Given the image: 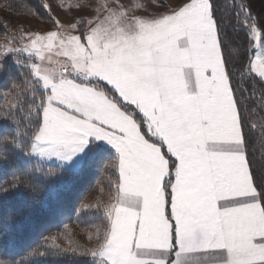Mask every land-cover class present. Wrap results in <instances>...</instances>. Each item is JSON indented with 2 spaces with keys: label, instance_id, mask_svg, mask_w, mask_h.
I'll return each mask as SVG.
<instances>
[{
  "label": "crops",
  "instance_id": "1",
  "mask_svg": "<svg viewBox=\"0 0 264 264\" xmlns=\"http://www.w3.org/2000/svg\"><path fill=\"white\" fill-rule=\"evenodd\" d=\"M212 35L209 41L182 33H177L175 39L164 38L158 48V70H152V56L148 51L142 59L130 57L127 61L128 96L125 99L142 112L150 133L165 143L176 160L171 198L175 187L174 194L181 196V206L186 207L183 213L192 214L196 219L187 222L184 228H178L179 223L174 224L173 215L166 214L172 224L164 221L163 212L167 211L164 182L170 173L169 160L161 147L147 140L137 123L126 114V123L120 125L117 137L120 139L116 143L126 140V155L133 162L131 169L138 173L134 175V186L143 187L139 195L142 204L149 210L151 201L155 198L161 201V222L155 223L153 214L147 215L146 210L138 206L128 204V207L118 208V205L113 211L108 235L117 249L121 246L122 251L158 252L166 261L164 264H207V259L211 264H233L237 261L231 256L233 244L253 242L251 238L242 239L238 235H255L258 230L263 233V209L259 195L256 198L253 193L256 189L245 155L238 109L218 37L214 31ZM62 110L61 115L65 118L75 115L72 110ZM65 118L66 135H77ZM77 137L81 140L79 145H69L65 150L73 156L80 154L79 162L72 168L82 163L90 140L86 136ZM102 143L118 153L121 151L110 142ZM31 153L33 157L43 159L35 142ZM53 159L50 161L59 162ZM125 164L120 157V173L127 168L128 165L123 166ZM182 172L194 175H181ZM122 179L121 174V184ZM244 185L248 189L247 195L239 190ZM150 188H153L152 192ZM171 204L172 200L170 214L173 212ZM216 221L222 227L220 237L223 242V249L218 253L215 248ZM261 253L240 256L237 263H264V253Z\"/></svg>",
  "mask_w": 264,
  "mask_h": 264
},
{
  "label": "trees",
  "instance_id": "2",
  "mask_svg": "<svg viewBox=\"0 0 264 264\" xmlns=\"http://www.w3.org/2000/svg\"><path fill=\"white\" fill-rule=\"evenodd\" d=\"M210 1L224 68L239 113L247 163L264 214V79L247 68L253 41L242 10L245 0ZM21 16L54 21L46 0H0V264H101L93 248L76 235L70 246L61 238L74 228L101 225V239H107L113 215L108 203L111 205L120 193L119 155L91 141L76 169L32 156L49 90L36 78L31 56L22 50L2 54L6 41L21 43L24 38L22 26L15 20ZM77 25L84 38L87 21ZM86 82L104 91L133 118L147 140L161 147L170 163L169 177L164 182L170 214L176 160L165 143L150 133L144 115L134 104L106 82ZM97 186L101 203L83 208L84 199Z\"/></svg>",
  "mask_w": 264,
  "mask_h": 264
},
{
  "label": "rangeland",
  "instance_id": "3",
  "mask_svg": "<svg viewBox=\"0 0 264 264\" xmlns=\"http://www.w3.org/2000/svg\"><path fill=\"white\" fill-rule=\"evenodd\" d=\"M46 5L52 12L54 21L45 22L25 16L15 18L22 26L24 38L21 43H15L14 40L6 41L2 49V54L12 50H22L31 56L33 58L31 67L36 78L41 81L46 90H49L44 107L43 123L34 141L38 154L43 157L44 162L54 163L50 161L54 158L53 160L59 161L55 164L69 168L79 162L80 154L73 156L69 153L70 151L65 153V150L69 145H79L81 140L79 141L78 135L89 137L87 148L91 141L114 144L115 148H121L119 153L115 151L118 155L120 154L119 159L121 157V160L126 163L123 166H128L121 171L123 179L120 193L117 198L112 199L111 205L108 203L110 210L112 208L114 211L118 205L120 208L132 204L134 207L138 206L146 210L147 215L153 214L154 222L160 223L161 201L155 198L148 204L149 210L142 204L139 195L143 192V187L142 185L134 186V175L138 173L131 169L133 162L126 155V140L124 141L122 137L124 143H118L119 145L116 143V140L120 139L117 138L120 134V125L126 123L124 115L127 113L104 91L89 85L86 81L106 82L127 101L125 99L128 96L127 61L130 57L142 59L144 53L148 51L152 56V70H158L160 66L158 48L164 38L175 39L177 33H182L183 36L197 35L201 40L209 41L213 37V31L217 37L211 13V1L46 0ZM242 10L251 27L253 41L249 67L264 79V0H245ZM192 18L193 22H191ZM84 19L87 21V33L83 38L77 23ZM78 78L84 81H79ZM62 109L72 110L75 115L69 119L65 118L61 115ZM63 118L67 119L72 126L71 130L77 135H66ZM79 166L71 167V169ZM181 175L192 176L194 173L182 172ZM149 190L152 192L153 188ZM172 190L171 212H173L169 216L173 215L172 220L175 225L179 223L178 228H184L187 222L190 223L196 218L192 214L183 213L186 207L181 206V196L174 194L175 187ZM239 190L242 193L246 192L245 195H247V186L244 185ZM253 193L258 198V192L254 190ZM100 195L101 189L97 186L84 199L82 207L98 206L101 203ZM166 214L168 215L167 211H164V221L172 224ZM216 230L215 248L218 253L223 249L222 237H220L222 227L218 222ZM101 231V225L74 228L61 240L66 246H70L71 240L76 235L93 248L101 264L166 263L158 252L144 253L139 249L133 252L122 251L121 246L117 249L110 242L109 237L102 241ZM262 231L263 233H260L258 230L255 235L251 233L238 235L242 239L251 238L253 242L233 244L231 256L232 260H237L233 261V264H240L237 263L240 256L262 254L261 251L264 253V230ZM236 239L239 240V238ZM217 256L220 257V254ZM206 262L211 264L208 259Z\"/></svg>",
  "mask_w": 264,
  "mask_h": 264
},
{
  "label": "water",
  "instance_id": "4",
  "mask_svg": "<svg viewBox=\"0 0 264 264\" xmlns=\"http://www.w3.org/2000/svg\"><path fill=\"white\" fill-rule=\"evenodd\" d=\"M250 61H251V60H249V62H248L247 68L249 67V63H250Z\"/></svg>",
  "mask_w": 264,
  "mask_h": 264
}]
</instances>
